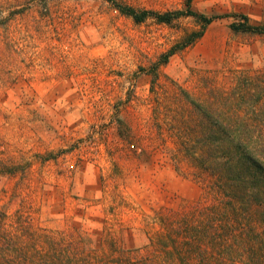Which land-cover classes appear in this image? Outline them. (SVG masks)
Returning a JSON list of instances; mask_svg holds the SVG:
<instances>
[{
    "label": "rangeland",
    "instance_id": "374dc122",
    "mask_svg": "<svg viewBox=\"0 0 264 264\" xmlns=\"http://www.w3.org/2000/svg\"><path fill=\"white\" fill-rule=\"evenodd\" d=\"M245 17L264 26V0H0V208L79 227L99 264L154 255L156 211L203 192L175 167L174 95L264 66Z\"/></svg>",
    "mask_w": 264,
    "mask_h": 264
},
{
    "label": "trees",
    "instance_id": "16d2710c",
    "mask_svg": "<svg viewBox=\"0 0 264 264\" xmlns=\"http://www.w3.org/2000/svg\"><path fill=\"white\" fill-rule=\"evenodd\" d=\"M123 10L137 20L149 14ZM232 26L264 33L246 17ZM202 34L192 33L183 46ZM204 81L202 94L174 95L178 124L168 129L176 138V169L186 160L202 195L156 211V253L141 264H264V66L240 71L230 87ZM87 241L77 226L51 229L35 224L27 209L0 208V264H99L85 252Z\"/></svg>",
    "mask_w": 264,
    "mask_h": 264
}]
</instances>
